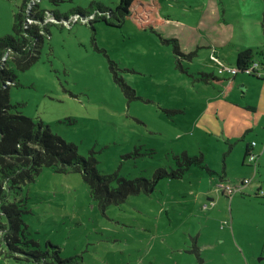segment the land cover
Returning <instances> with one entry per match:
<instances>
[{"label": "rangeland", "instance_id": "obj_1", "mask_svg": "<svg viewBox=\"0 0 264 264\" xmlns=\"http://www.w3.org/2000/svg\"><path fill=\"white\" fill-rule=\"evenodd\" d=\"M119 1L39 3L67 14ZM22 3L0 0V37L14 34ZM160 4L147 30L131 19L93 28L77 16L49 25L36 63L26 70L7 65L16 76L12 112L95 157L102 175L152 178L159 168L177 169L185 155L203 161L183 178L162 179L151 195H132L105 211L81 174L52 168L8 199L23 210L29 238L44 250L47 242L56 245L70 264H264V197L256 195L264 191V0ZM241 48L254 51L258 70L230 84L234 75L221 70L236 67ZM201 72L222 82L207 84ZM253 142L251 162L245 152ZM0 264L35 263L0 244Z\"/></svg>", "mask_w": 264, "mask_h": 264}, {"label": "trees", "instance_id": "obj_2", "mask_svg": "<svg viewBox=\"0 0 264 264\" xmlns=\"http://www.w3.org/2000/svg\"><path fill=\"white\" fill-rule=\"evenodd\" d=\"M39 1L23 0L15 14L14 34L0 37V80L3 82L0 87V244L7 248L8 255L24 262L70 264V260L61 258V251L56 245L47 242L44 250L38 241L29 238L26 232L28 226L21 218L23 210L19 209L17 203L9 201L10 192L34 182L43 168H52L62 174L79 173L88 184L92 198L105 211L109 206L125 203L132 195H151L164 178H183L190 165L202 162L203 158L185 155L178 159L177 169L169 171L159 168L152 178L129 180L116 174L102 175L97 169L95 157L81 156L77 146L53 134L47 126L34 122L20 112H12L17 107L11 104L9 90L16 76L7 65L10 62L26 70L36 63L45 37L50 35L49 25L56 23L64 26L77 16L76 22L83 20L93 28L94 23L99 21L122 27L127 19H131L138 28L147 30L152 28L161 9L160 0H120L114 8L93 3L87 9L77 8L71 13L59 14L43 10ZM262 26L264 28V19ZM168 42L174 43L175 55H181L179 40ZM255 59L251 48L238 52L234 77L246 73L248 67L256 63ZM199 76L207 84L222 82L214 73L201 72ZM124 86L129 94V87ZM252 152L251 144L246 148L245 158H250ZM260 192L261 189L256 195L264 197Z\"/></svg>", "mask_w": 264, "mask_h": 264}, {"label": "built area", "instance_id": "obj_3", "mask_svg": "<svg viewBox=\"0 0 264 264\" xmlns=\"http://www.w3.org/2000/svg\"><path fill=\"white\" fill-rule=\"evenodd\" d=\"M257 70H258V63L256 62L255 64H253V65H251V66L248 67V69L246 70V73H247V74H252V73H254V72L257 73ZM221 72H227V73H230V74L235 75V74L237 73V67H228V68L223 67L222 70H221ZM255 146H256V143L253 142V143H252V147H253V149H254ZM255 158H256V156L253 155V152H252V154H251L249 160H250L251 162H253V161H255ZM244 183H245V184H248V183H250V180L245 179V180H244ZM223 189H224L227 193H229V195H231V193H233V191H234V189H233L231 186H229V185L223 186ZM260 194H261L262 196H264V191L261 190Z\"/></svg>", "mask_w": 264, "mask_h": 264}, {"label": "crops", "instance_id": "obj_4", "mask_svg": "<svg viewBox=\"0 0 264 264\" xmlns=\"http://www.w3.org/2000/svg\"><path fill=\"white\" fill-rule=\"evenodd\" d=\"M245 49H247V48H241V49H239V51L238 52H240V51H242V50H245ZM238 55V54H237ZM235 65H236V60H235ZM218 77V76H217ZM234 79H235V77L233 78V81H234Z\"/></svg>", "mask_w": 264, "mask_h": 264}]
</instances>
